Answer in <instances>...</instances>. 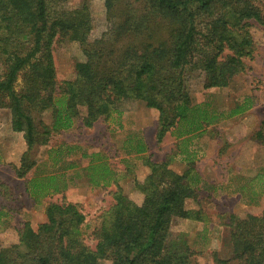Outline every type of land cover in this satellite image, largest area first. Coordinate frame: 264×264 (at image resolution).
I'll list each match as a JSON object with an SVG mask.
<instances>
[{
  "label": "trees",
  "instance_id": "obj_1",
  "mask_svg": "<svg viewBox=\"0 0 264 264\" xmlns=\"http://www.w3.org/2000/svg\"><path fill=\"white\" fill-rule=\"evenodd\" d=\"M66 1L0 0V108L11 111V128L23 132L27 143L17 174L25 177L36 167L40 148L78 118L87 127L100 119L122 126L124 113L140 102L159 110L158 141L171 132L176 147L156 161L144 155L145 138L129 133L124 147L150 167L136 181L140 201L120 185L118 171L101 152H93L91 183L116 185L114 202L93 232L95 246L86 241L87 214L80 203L49 201L45 221L16 226L19 241L0 248V264H201L196 250L171 240L176 219H202L187 206L199 194L201 150L195 139L220 120L252 109L257 95L245 94L221 110L211 101H195L189 81L199 72L203 88H226L251 68L264 0H105L109 27L96 38L91 0L73 8ZM70 41L79 43L85 59L76 61L75 77L60 79L55 44ZM252 138L264 146V118ZM82 149L70 143L49 148L54 172L29 181L37 202L66 190L65 167L76 165L60 164ZM177 160L184 171L172 168ZM236 182L234 191L249 203L264 196V168ZM8 216L0 208V227ZM228 225L238 264H264V209L246 217L233 213ZM214 261L230 260L215 253Z\"/></svg>",
  "mask_w": 264,
  "mask_h": 264
},
{
  "label": "rangeland",
  "instance_id": "obj_2",
  "mask_svg": "<svg viewBox=\"0 0 264 264\" xmlns=\"http://www.w3.org/2000/svg\"><path fill=\"white\" fill-rule=\"evenodd\" d=\"M82 1L67 0L65 3L73 8ZM91 9L94 18L92 38H96L109 27L105 0H91ZM255 36L260 44L256 57L249 61L251 68L235 77L229 87L207 90L203 88L199 72L189 81L195 101H211L221 110L245 94L257 95L252 109L220 120L195 139V146L201 150V157L196 162L200 174L199 194L196 198L188 199L187 206L200 211L202 219H176L171 240L176 244H188L196 250L201 264H217L214 261L215 253L230 260L228 264H238L233 252L229 216L235 213L246 217L250 213L259 214L264 209V196L258 203H249L234 191L238 184L237 176L253 175L264 168V146L252 138L264 118V27L255 28ZM55 58L59 78L69 79L75 77L76 61L85 59V55L79 43L59 42L55 44ZM45 119L50 121L49 113ZM158 120L159 110L148 107L144 102H140L136 110L124 113L122 126L100 119L93 127H87L78 118L73 127L54 135L49 144L40 148L37 166L25 177H20L16 168L21 164L27 143L23 132L11 128V111L0 108V208L9 212V216L4 218L6 223L0 227V248L19 241L17 225L29 220L37 226L45 221L49 201L80 203L87 214L83 227L86 241L95 246L93 232L100 225L103 212L114 202L113 190L116 185L94 186L91 183L87 169L91 160L89 155L101 152L118 171L119 183L125 191L137 200H142L136 181L143 180L150 172V167L145 163V157L129 153L124 142L129 133L142 136L148 145L144 155L156 161L165 160L175 149L177 138L168 132L159 142ZM63 143L83 147L82 151L71 154L60 164L62 167L73 163L76 165L65 167L69 185L66 190L48 194L37 202L29 190V181L38 174L54 172L53 165L49 164V148ZM83 152L88 156H83ZM172 168L181 172L187 167L177 160L172 163Z\"/></svg>",
  "mask_w": 264,
  "mask_h": 264
}]
</instances>
